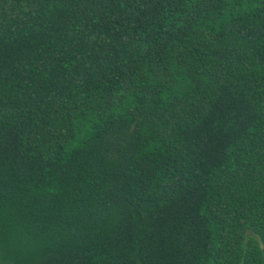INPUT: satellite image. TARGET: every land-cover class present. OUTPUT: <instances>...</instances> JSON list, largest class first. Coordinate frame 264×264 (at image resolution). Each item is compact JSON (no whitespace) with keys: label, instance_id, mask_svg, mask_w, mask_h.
Masks as SVG:
<instances>
[{"label":"trees","instance_id":"obj_1","mask_svg":"<svg viewBox=\"0 0 264 264\" xmlns=\"http://www.w3.org/2000/svg\"><path fill=\"white\" fill-rule=\"evenodd\" d=\"M0 264H264V0H0Z\"/></svg>","mask_w":264,"mask_h":264}]
</instances>
